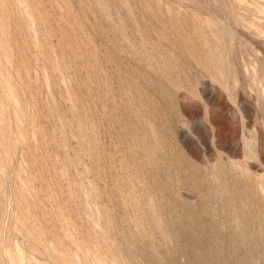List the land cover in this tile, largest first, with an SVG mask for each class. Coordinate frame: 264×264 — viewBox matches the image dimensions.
I'll list each match as a JSON object with an SVG mask.
<instances>
[{"label":"rangeland","instance_id":"374dc122","mask_svg":"<svg viewBox=\"0 0 264 264\" xmlns=\"http://www.w3.org/2000/svg\"><path fill=\"white\" fill-rule=\"evenodd\" d=\"M0 264H264V0H0Z\"/></svg>","mask_w":264,"mask_h":264}]
</instances>
